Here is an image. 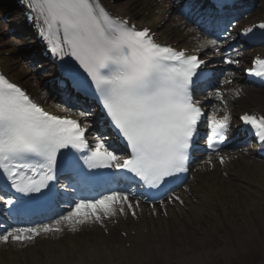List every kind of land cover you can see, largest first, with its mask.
I'll use <instances>...</instances> for the list:
<instances>
[{"label":"snow or ice","instance_id":"snow-or-ice-1","mask_svg":"<svg viewBox=\"0 0 264 264\" xmlns=\"http://www.w3.org/2000/svg\"><path fill=\"white\" fill-rule=\"evenodd\" d=\"M232 3L213 0L220 13ZM27 7L32 13L29 19L40 25V35L59 61L61 87L100 104L126 156L118 155L107 138H97L90 147L86 139L90 123L82 126L71 118V108L65 115L45 110L0 74V175L4 177L0 205L16 214L14 220L37 211L55 214L62 198L68 209L52 224L0 229V243L5 244L61 232L65 223L76 232L78 226L103 223L118 212L125 214L126 209L135 216L139 201L130 200L132 193L123 185L136 180L159 190L189 171L204 115L193 93L209 78L204 71L207 61L198 54L156 42L149 28L138 30L127 18L114 17L101 0H28ZM196 22L210 34L219 23L210 9ZM258 28L264 30V22ZM252 31V27L245 29V34ZM228 35L225 31L224 36ZM260 40L264 42V32ZM205 43L219 52L218 39ZM223 62L238 60L225 55ZM254 65L259 70L248 69L249 74L264 78V59L257 56ZM209 96L224 102L218 88ZM90 115L79 112L83 120ZM240 119L264 143V115L245 113ZM207 127L209 155L204 163L213 165L211 153H215L223 164L219 149L229 117L211 119ZM100 188L103 191H97ZM174 199L183 203L179 196Z\"/></svg>","mask_w":264,"mask_h":264},{"label":"bare ground","instance_id":"bare-ground-1","mask_svg":"<svg viewBox=\"0 0 264 264\" xmlns=\"http://www.w3.org/2000/svg\"><path fill=\"white\" fill-rule=\"evenodd\" d=\"M130 7L123 10L128 15L136 16L138 9L133 4ZM142 23L146 24V21ZM149 23L159 24L154 20ZM18 25L22 26V23ZM26 31L24 29L25 33ZM161 34L169 40H183L186 47L192 46L185 39L188 33L183 32L177 24L165 25ZM1 53L2 51V66L6 70L12 69L9 58ZM44 65L46 67L48 64ZM242 84L239 82V85ZM243 87L244 95L238 98V107L248 109L257 106L264 109V91H254L247 85ZM263 165L262 160L251 153H231L225 164L219 163L215 158L213 165L204 164L194 170V181L189 183L188 190L182 192L184 204L173 199L166 207L167 216L164 214L157 218L148 212L149 207L145 205L139 206L143 210L139 222H129V219L122 218L120 224L127 231V239L112 231L109 234L103 233L104 228L98 223L81 225L76 232L68 231L65 223L61 225L63 231L39 237L21 249H17L13 243L7 248L3 247L4 244L0 245V264H121L122 259L131 258L140 262L154 256V253L171 255L172 252L175 253L174 256L182 257L183 264H189L187 255L178 252L180 249L177 247L190 241V247L193 248L192 241L199 239L193 234L196 227L206 231L221 220L235 232L247 230L254 233L255 224L264 221V198L257 194L260 188L256 189L258 186L255 183V179L259 183L264 182V176L256 175L259 170L262 172ZM163 211L159 210V213ZM88 227L90 231L84 233ZM108 228L111 230L110 225ZM144 228L147 230L144 231ZM132 229L135 230L134 234ZM153 229L156 234H152ZM190 236L192 240L189 239ZM127 241L131 242L132 249L125 246Z\"/></svg>","mask_w":264,"mask_h":264},{"label":"rangeland","instance_id":"rangeland-1","mask_svg":"<svg viewBox=\"0 0 264 264\" xmlns=\"http://www.w3.org/2000/svg\"><path fill=\"white\" fill-rule=\"evenodd\" d=\"M2 27L3 24L0 22V36L4 38L2 36L4 29ZM22 41V38H19L17 42L22 43ZM0 43H2L1 40ZM9 47L13 48V45L10 44ZM18 57H12L13 62L19 61ZM17 67L20 69V65ZM262 174H264V168ZM261 183L260 196L264 197V182ZM255 225L256 231L254 233H249L247 230L235 232L231 230V227L225 221L218 220V222H215L211 227L206 229L207 232L200 228L193 230L194 236L199 238L192 241L193 250L200 254L198 264H263L264 221ZM189 239L192 240L191 236ZM183 246L184 243L182 246L177 247L180 249L178 252H184ZM173 254L175 253L172 252V256L154 253V256L144 258L139 263L128 261L124 264H183V261H181L182 257L179 255L174 256ZM190 260L192 261V259Z\"/></svg>","mask_w":264,"mask_h":264}]
</instances>
